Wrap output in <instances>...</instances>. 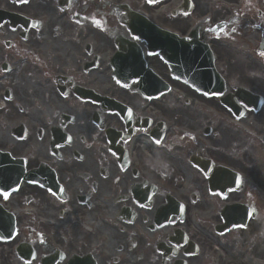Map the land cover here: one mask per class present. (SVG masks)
I'll return each instance as SVG.
<instances>
[{
    "label": "flooded vegetation",
    "instance_id": "obj_1",
    "mask_svg": "<svg viewBox=\"0 0 264 264\" xmlns=\"http://www.w3.org/2000/svg\"><path fill=\"white\" fill-rule=\"evenodd\" d=\"M133 12L196 34L224 90L171 76ZM0 264H264V0H0Z\"/></svg>",
    "mask_w": 264,
    "mask_h": 264
},
{
    "label": "rangeland",
    "instance_id": "obj_2",
    "mask_svg": "<svg viewBox=\"0 0 264 264\" xmlns=\"http://www.w3.org/2000/svg\"><path fill=\"white\" fill-rule=\"evenodd\" d=\"M240 68L243 70V72L249 70V67H248L245 63H240ZM261 73H263V72H261ZM180 102H181V101H180ZM181 104L184 105L182 102H181ZM182 114L184 115V112H183ZM256 118H257V120H259L257 114H256ZM242 143H243V144H248V143H246V142H244V141H242ZM248 145H249V144H248ZM245 155H246V154H242V155H240V156H239L240 159H243V156H245Z\"/></svg>",
    "mask_w": 264,
    "mask_h": 264
},
{
    "label": "snow or ice",
    "instance_id": "obj_3",
    "mask_svg": "<svg viewBox=\"0 0 264 264\" xmlns=\"http://www.w3.org/2000/svg\"><path fill=\"white\" fill-rule=\"evenodd\" d=\"M117 83H119V81H117ZM7 197H8V193L4 192V198L7 199Z\"/></svg>",
    "mask_w": 264,
    "mask_h": 264
}]
</instances>
